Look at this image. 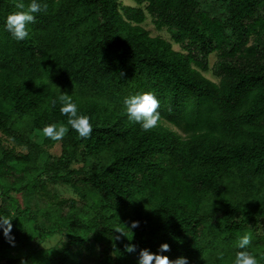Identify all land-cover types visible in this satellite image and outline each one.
Instances as JSON below:
<instances>
[{
  "label": "trees",
  "instance_id": "trees-1",
  "mask_svg": "<svg viewBox=\"0 0 264 264\" xmlns=\"http://www.w3.org/2000/svg\"><path fill=\"white\" fill-rule=\"evenodd\" d=\"M132 1L146 5L181 51L151 37L143 9L119 0H38L47 8L18 42L4 29L7 15L19 11L16 0H0V132L29 149L17 155L0 147L1 194L46 195V177L83 202L41 209L46 227L14 198L0 206L14 237L10 243L0 229V264H23L11 251H30L32 232L67 230L60 261L69 264H77L71 244L90 240L102 247L98 264H136L140 250L158 253L162 243L170 259L234 264L238 238L256 239L249 228L264 221V0H216L217 12L212 0ZM23 2L27 8L31 0ZM214 53L219 84L203 74ZM61 92L91 118L88 137L53 104ZM144 92L159 101L160 119L148 131L127 118L123 105ZM50 123L69 132L61 157L48 156L39 171L43 153L28 133ZM74 162L84 165L71 170ZM252 240L247 250L260 259L264 251L253 253ZM128 245L136 251L128 253ZM56 252L31 253L29 264H61Z\"/></svg>",
  "mask_w": 264,
  "mask_h": 264
},
{
  "label": "rangeland",
  "instance_id": "rangeland-1",
  "mask_svg": "<svg viewBox=\"0 0 264 264\" xmlns=\"http://www.w3.org/2000/svg\"><path fill=\"white\" fill-rule=\"evenodd\" d=\"M122 3V6L126 7H134V8H141L144 10L147 19L143 24V27L150 33L151 37H160L168 42H170L173 45L174 50L181 51L180 46L176 45L172 39V34L168 32L166 29L158 30L154 24L153 18L147 13L146 11V5L138 6L136 3H134L132 0H119ZM221 6V3L212 0V6L211 10L213 12H217L219 7ZM261 14H264V11H260ZM252 44V43H251ZM208 71L203 72L204 76L208 79L212 80L213 82L219 84L221 81V78L217 76V69L216 65L218 63V53L211 54L208 57ZM161 125L169 127L184 136L182 131L179 129L171 126L168 122L162 121ZM20 132H15L14 135L22 134L23 129L20 128ZM29 139H31L34 143H38L40 146V149L42 150L43 157L38 163V170L42 171L44 163L46 161V158L48 156L54 157L56 159L60 158L63 152V142L62 140L54 141L52 144H44L41 135H39L37 132L28 133ZM0 147H3L6 150L14 151L17 155H27L28 154V146L26 144H18L16 141H14L9 136H6L2 132H0ZM83 163H73L70 166L71 170L79 169L83 167ZM14 178H12L13 180ZM44 181L47 182V193L46 195H39V193H27L26 191L23 192H11L12 199L14 198L17 203L19 204V209L25 213L27 212L28 216L37 217L38 224H40L43 227H46V220L41 217V209L46 208L50 203H53L54 201H61V200H74L78 203V207L83 206V202L81 197L72 189L70 186L61 185V184H53L48 181L46 177L42 178ZM11 198H6L3 194H1L0 191V206H5L6 204L9 205L12 202ZM66 213H68L67 209H65ZM26 215V216H27ZM217 215H221V212L219 211ZM32 218V217H31ZM28 224L27 222H24ZM44 229V228H43ZM249 229H252L250 231L251 234H253L256 239L251 238L252 240V246L250 249H252L253 253H256V250L264 251V221H261V224L254 227L251 226ZM67 230L62 232H55L53 234L47 235L43 233L41 236H39L36 232H32L33 240L30 244V251H26L22 247H16L11 251V256L16 259L20 260L23 264H29V258L31 253H36L40 251H48V250H55L58 251L53 255V258L56 260H59L61 264H69L63 261H60V249L62 244L69 241V238L66 234ZM92 236H90V239ZM211 236L209 237V239ZM258 239V240H257ZM236 247L231 248L232 251H234ZM70 250L72 251V257L75 259V262L77 264H98L100 261L101 256V250L102 247L99 243H96L93 240L88 241L84 246L78 247L76 244H71ZM235 250L233 253H236ZM250 252V251H249ZM251 253V252H250ZM60 254V255H59ZM43 255V253H41ZM2 257L0 256V259ZM2 262V260H0ZM258 264H264V255L262 258L258 259Z\"/></svg>",
  "mask_w": 264,
  "mask_h": 264
},
{
  "label": "clouds",
  "instance_id": "clouds-1",
  "mask_svg": "<svg viewBox=\"0 0 264 264\" xmlns=\"http://www.w3.org/2000/svg\"><path fill=\"white\" fill-rule=\"evenodd\" d=\"M15 11L7 15L4 21V29L10 34L11 38L16 41H23L28 35L27 26L36 22L34 14L46 10L47 5H41L38 0H31V3L25 6L23 0H16ZM60 105L61 114L68 117L67 125L76 131L82 138H86L92 132V125L90 117L87 115H80L78 113V106L70 100L69 94L62 93L53 101V104ZM123 105L126 110L127 118L140 125L141 129L148 131L157 126L160 119L159 101L152 92H144L140 94L131 95L123 99ZM69 132V127L64 124L50 123L46 124L42 129H37V133L44 138H49L54 141H59ZM138 222H133L131 227H138ZM0 229L3 230L5 238L10 243L14 244V237L10 234L12 232V219L5 215H0ZM132 232V231H131ZM251 243V237L247 234L238 238V251L235 254L234 264H258V259L247 249ZM170 250L167 243H162L159 246L158 253H152L148 249H142L136 264H189V260L185 256H180L176 259H170L162 253ZM128 253L136 251L134 245L126 247Z\"/></svg>",
  "mask_w": 264,
  "mask_h": 264
}]
</instances>
